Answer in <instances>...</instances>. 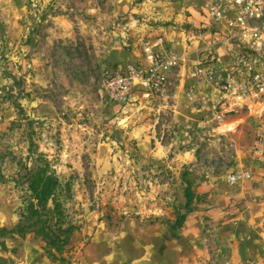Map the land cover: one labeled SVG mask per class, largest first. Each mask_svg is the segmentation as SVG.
Returning <instances> with one entry per match:
<instances>
[{"label": "rangeland", "instance_id": "374dc122", "mask_svg": "<svg viewBox=\"0 0 264 264\" xmlns=\"http://www.w3.org/2000/svg\"><path fill=\"white\" fill-rule=\"evenodd\" d=\"M77 1L0 0V229L20 222L31 193L19 175L38 157L70 185L68 213L80 226L58 260L33 236L0 235V264H264V217L257 227H237L229 182L233 113L252 122L238 131L247 130L252 145L264 96L240 104L197 79L201 50L187 48L225 39L204 28L200 0H137L130 15L114 19L107 17L113 0H94L93 16L80 21L85 12ZM180 13L193 23L200 16V24L183 23ZM170 26L197 38L187 47L180 34L182 48L167 40L158 49L181 58L163 92L144 99L138 91L126 103L110 99L101 86L106 71L146 68L145 44L135 47V37ZM121 52L134 54L133 64L120 60ZM182 109L192 111L185 127ZM162 147L168 152L155 158ZM216 199L225 205L219 212Z\"/></svg>", "mask_w": 264, "mask_h": 264}, {"label": "built area", "instance_id": "2783aa9c", "mask_svg": "<svg viewBox=\"0 0 264 264\" xmlns=\"http://www.w3.org/2000/svg\"><path fill=\"white\" fill-rule=\"evenodd\" d=\"M110 1V0H102ZM200 14L205 18L204 28L225 36L228 59L205 47L201 51L195 76L220 87L226 97L247 105L264 96V0H200ZM146 68L126 66L107 70L102 77V89L117 102H129L135 92L144 99H152L163 92L170 74L180 67L181 58L173 49L161 51L144 45ZM252 154L264 164V121L255 128ZM249 171L234 173L229 182L251 181Z\"/></svg>", "mask_w": 264, "mask_h": 264}, {"label": "crops", "instance_id": "0c3cea01", "mask_svg": "<svg viewBox=\"0 0 264 264\" xmlns=\"http://www.w3.org/2000/svg\"><path fill=\"white\" fill-rule=\"evenodd\" d=\"M137 0H113V3L115 5V9L109 16V18H120L124 16H128L132 13V5ZM94 0L88 1H77L75 2L77 6H79V11L85 12L84 14H81L77 17V19L80 21L82 18H85V16H93L91 13L96 8L93 3ZM188 6L197 5L198 6V0H188ZM185 3V2H184ZM81 8V9H80ZM172 8V7H169ZM184 7H182V10ZM194 10V9H193ZM78 11V12H79ZM135 12V11H133ZM184 12V11H183ZM86 14V15H85ZM175 14V13H174ZM201 15V14H199ZM94 16L98 17L99 13H96ZM198 16V15H197ZM64 17V16H63ZM60 18V17H59ZM66 18L69 19V16H66ZM193 18H188L186 13H180L177 17L178 20H182L184 23L185 21L188 24H200V16L195 20L196 22H189V20ZM202 18V17H201ZM188 20V21H187ZM202 20V19H201ZM94 22V20H93ZM179 24V23H178ZM181 27L178 26L173 27L170 26L169 28H157V27H151L149 29H146V32L143 33L142 36L135 37V47L140 46L141 44H150L155 49H159L162 47L163 43L167 40H170L174 46H179L180 48L183 47L184 43L188 47V40H191L192 38H197L193 32H189V30H182L184 32L180 31ZM161 32H164L162 34ZM54 33H57V36L59 38H63L62 31L54 30ZM68 33L65 32V35ZM184 35V43H182V37L179 35ZM150 39H149V38ZM213 37V36H211ZM222 36L216 35L215 41H210V49L219 53L221 56L222 53L225 51L223 49V46L221 45L225 39L221 38ZM218 40H223L222 42ZM193 47H186L189 51V53L192 52H198L199 50H204L205 47H198V42H193ZM120 60L122 59L124 63L133 64L134 60V54H137L136 58L141 57V60L144 62V57L141 52V50H136L134 54L129 55L126 52H121ZM193 55V53H192ZM195 57V56H194ZM225 57V55H224ZM236 112L240 111L236 108H233ZM192 111L187 110H179V122L181 124V127H185L189 124V122L192 120L191 113ZM243 113H233V173H239L243 171H249L253 175V180L251 181H243L239 182L236 185L233 186V195H230L233 197V218L236 221L235 225L237 227L239 225H247L250 227H257L261 224V221L263 220V211H264V164L257 162L252 154V147L251 145L252 139L250 134L247 132H242L240 134L239 128L240 127H246V124H251L252 122L249 121V117H242ZM253 128V127H252ZM255 134V133H254ZM147 145V143H144ZM168 152V149L166 147H162V149L156 150V152H153V156L155 158H162L166 153ZM213 197L216 198V192L213 194ZM221 198H227V197H221ZM229 198V197H228ZM220 202L219 210L217 212L223 210L222 206L224 205V202L222 203V199H216ZM227 200V199H226ZM228 201V200H227ZM227 201H225L227 203ZM231 202V201H230ZM262 219V220H261ZM187 220H190L189 218ZM239 223V224H238ZM236 227V228H237Z\"/></svg>", "mask_w": 264, "mask_h": 264}, {"label": "trees", "instance_id": "16d2710c", "mask_svg": "<svg viewBox=\"0 0 264 264\" xmlns=\"http://www.w3.org/2000/svg\"><path fill=\"white\" fill-rule=\"evenodd\" d=\"M19 176L28 186L31 198L21 214L20 222L12 230L0 229V235L33 236L44 243L43 249L49 257L58 260L73 235L80 230L77 221L68 213V203L72 199L70 185L63 182L39 157L31 167L24 165ZM185 196L188 207L193 197L190 183L187 184ZM184 217L178 221L179 224Z\"/></svg>", "mask_w": 264, "mask_h": 264}]
</instances>
